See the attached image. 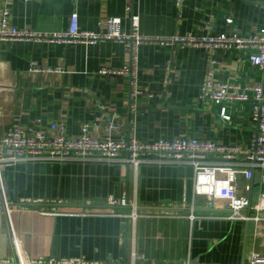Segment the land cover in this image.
I'll return each instance as SVG.
<instances>
[{"label": "crops", "instance_id": "0c3cea01", "mask_svg": "<svg viewBox=\"0 0 264 264\" xmlns=\"http://www.w3.org/2000/svg\"><path fill=\"white\" fill-rule=\"evenodd\" d=\"M75 13L86 31H105L102 22L114 18L129 33L137 18L141 34L152 37L249 38L264 28V0H185L181 14L175 0H137L131 11L126 0H0V24L5 20L20 31L67 32ZM249 55L243 50L216 52V80L242 87L262 84L264 74ZM130 56L117 41H0V139L12 126L48 130L59 121L66 123L68 137L77 138L83 124L110 119L120 127L116 138L137 136L156 143L197 137L250 149L257 135L253 102L218 106L199 97L209 71L204 48L141 46L137 100L131 97L129 78L99 74L103 68H123ZM34 67L62 72L36 73ZM224 107L230 121L221 117ZM108 135L104 127L101 136ZM194 177V168L182 162L142 164L137 171L94 160L11 166L3 173L6 199L23 206L8 218L0 203V264H19L18 250L27 260L91 264L131 262L132 251L142 258L140 264H249L254 255L264 256V222L229 220L224 201L209 207L207 197H195ZM253 187L254 195L264 191L259 173ZM125 195L145 216L134 233L127 221L105 209L82 214L87 200H121ZM47 209L55 213L43 214Z\"/></svg>", "mask_w": 264, "mask_h": 264}, {"label": "built area", "instance_id": "2783aa9c", "mask_svg": "<svg viewBox=\"0 0 264 264\" xmlns=\"http://www.w3.org/2000/svg\"><path fill=\"white\" fill-rule=\"evenodd\" d=\"M137 0H126L127 9L131 11ZM180 12H183L185 0H175ZM233 23L232 20L229 21ZM101 26L105 31H86L80 27L78 14L70 18L67 32L43 34L31 31H20L7 21L0 24V41H29L50 44H90L96 45L104 41L123 43L131 52L129 62L121 69L100 70L103 77L129 78L131 97L135 100L141 95L139 90V49L143 45L160 44L162 46L180 45L183 47L204 48L209 57V71L203 81L199 97L201 100L223 106L225 103L253 102L252 119L256 124L257 135L248 150L237 147L218 145L211 140L197 137H180L172 141L161 140L149 143L137 136L116 138L113 134L120 127L115 120L85 123L77 138L67 135L66 123L53 122L48 130L35 129L32 125L12 126L0 139V193L2 203L8 218L12 210L22 207L10 204L5 195L3 173L17 164L38 162L69 161H99L127 164L135 171L142 164L182 162L194 168V195L207 197L208 206L213 202L224 201L229 213L228 219L256 225L264 222V191L254 195V180L256 173L260 174V182L264 185V82L254 86L242 87L232 83H222L216 80L218 61L214 54L220 50H243L249 52V60L264 74V28L255 36L243 38L237 34L219 37L198 38L191 35L152 37L142 35L138 19H134L131 32H125L120 19L110 18ZM36 73L62 72L60 68L34 67ZM136 110L137 105L132 106ZM221 117L230 121L226 107L222 108ZM107 127L109 135L101 136V131ZM243 179V186L240 180ZM82 205V214L90 215L94 209H105L109 216L127 221L135 231L138 220L145 217L136 202H131L125 195L121 200L109 197L106 200H87ZM51 215L55 209L42 211ZM193 219L194 217L191 216ZM130 231H127L129 234ZM13 235H15L13 233ZM15 238V236H14ZM19 264H91L81 259H40L27 260L25 255L17 251ZM131 262L120 264H140L142 258L131 252ZM3 264H10L9 261ZM143 264V263H142ZM249 264H264V256L254 255Z\"/></svg>", "mask_w": 264, "mask_h": 264}]
</instances>
